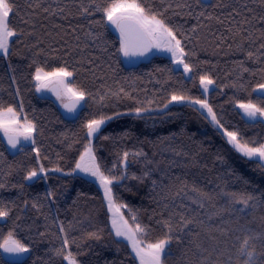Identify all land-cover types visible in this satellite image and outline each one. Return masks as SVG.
<instances>
[{"label":"trees","instance_id":"16d2710c","mask_svg":"<svg viewBox=\"0 0 264 264\" xmlns=\"http://www.w3.org/2000/svg\"><path fill=\"white\" fill-rule=\"evenodd\" d=\"M109 2L13 0L9 26L18 35L8 55L0 54V109L13 107L36 127L35 143L23 142L16 155L0 129V206L9 210L0 218V244L11 232L31 255L9 263L0 248V264H67L55 255L65 238V253L78 264H139L129 242L115 236L101 184L76 172L89 144L105 175L126 171L127 179L111 185L113 199L130 225L135 215L147 229L145 242L164 236V221L174 228L181 216L194 221L173 232L165 264H243L242 242L255 236L261 239H250L248 250L264 264V162L236 152L197 105L169 103L173 93L207 99L228 130L239 131L250 146L264 143V120L248 123L237 107H264V96L253 92L264 84V0H142L179 29L177 38L192 53L185 57L194 65L189 79L165 54L126 68L119 31L97 11ZM58 67L72 71L68 83L86 93L74 120L62 116L57 98L37 91L36 69ZM204 74L215 81L208 94L199 84ZM101 117L111 119L89 137L87 123ZM124 152L143 155L124 162ZM41 165L46 173L25 179ZM228 193L252 194L256 207L241 211Z\"/></svg>","mask_w":264,"mask_h":264},{"label":"snow or ice","instance_id":"6c2138e0","mask_svg":"<svg viewBox=\"0 0 264 264\" xmlns=\"http://www.w3.org/2000/svg\"><path fill=\"white\" fill-rule=\"evenodd\" d=\"M94 2V0H93ZM163 2V0H162ZM199 3V0H197ZM171 7V5H169ZM15 5L13 0H0V54L7 56L9 53V46L11 38L17 36L18 33L9 26L10 14H14ZM47 11V9H45ZM85 12L88 9H84ZM97 11H101L106 17L107 21L113 25L120 34V51L124 56L143 55L145 52L155 47L163 51L171 53L173 62L176 65H182L184 73H190L193 71L194 65L186 62L185 57L192 55V53L185 51V46L182 44V40L177 38L179 29H174L169 26L164 19L163 12H154L150 7H146L142 0H110L106 7H97ZM167 11V8L164 9ZM191 15V13H189ZM203 15V13H200ZM28 21L26 20L25 23ZM195 31V28L193 29ZM20 34H23L22 32ZM182 36L183 33H180ZM187 39V37H185ZM261 47H264L262 45ZM248 56L251 57L252 53L249 52ZM247 71V69H245ZM73 76V72L69 71L67 67H58L51 72H45L42 68L36 69L34 79L37 81V91L42 88L52 87V90L56 93L57 98L61 99L67 97L70 103H64V107L72 112L75 110L76 104L85 98L86 93L72 85L67 81L68 78ZM215 81L207 74L199 76V84L206 94L209 91V86L213 85ZM257 88L264 90V84L257 85ZM264 95V92H262ZM103 99V97L101 98ZM171 102L184 103L188 102L192 105H199L200 109L206 110L208 116L211 118V123L216 127L217 131L226 138L227 143L230 144L236 152L242 154L249 159L256 157L259 161H264V143L259 146H250L248 141L241 138V133L236 130H228L221 119L217 117L213 108L209 104L207 99H193L190 96L184 94L173 93L171 96ZM167 104L164 105L167 108ZM237 107L242 110L245 117L249 121H256L258 117H264V107H260L252 102H240ZM136 114L139 115L143 109L137 108ZM106 119L111 117H101L100 119H92L87 125V135L89 137L97 133L101 126L105 123ZM35 124H33L26 117L23 123L20 122L19 114L13 107L6 109H0V128L3 129L5 136L8 139V144L12 148H16L20 142V138L24 140H32V133L35 130ZM37 156H39V149H35ZM129 155L140 156L142 152L137 153H123V161L127 162ZM179 155V153H177ZM115 167V166H114ZM264 167V165H262ZM76 168L81 172L89 174L97 178L104 189V197L108 202L109 211L112 212L115 209L112 218V227L115 230L116 237H123L129 242L132 248V252L139 260V264H165L166 250L170 246L173 240V232L175 230H183L188 227L189 224L194 223L193 220L187 219L181 216L180 224L175 228L171 221H164L167 231L162 238L157 240L145 242L141 237L147 236V229L142 227L140 223L136 222L135 215L131 217L135 223V228L131 227L127 220L123 218V214L119 213V207L115 205L113 199V192L111 185L114 182L127 179L126 171L117 175H105L101 171L100 166L96 163V158L93 153L91 144L87 145L85 152L81 154L80 161L77 162ZM53 171H60L59 168L53 169ZM40 173H46V169L41 165L39 171L32 169L25 177L26 180H32L37 178ZM147 175V173H145ZM133 179H141L140 177L133 176ZM155 183V181L153 182ZM4 185L0 183V188ZM178 194V193H177ZM51 195V193L49 194ZM234 203L241 204L244 209L250 207H256V201L258 198L252 194H227ZM202 206V205H201ZM36 207V205H33ZM126 207V206H124ZM9 210L6 207L0 206V218L7 217ZM61 227V231H63ZM222 233L226 232V229L221 228ZM89 238L100 239L97 233H89ZM175 239L179 242V236ZM250 239H261L260 236L246 237L240 248V255L246 257L243 264H258L255 258V250H248ZM67 238L63 241V246L55 251V255L62 256L67 264H78L75 256L69 251L65 253V249L68 247ZM199 247V245H197ZM0 248H3L5 253L22 254L28 253L30 249L18 239L13 238V234L10 232L8 239H5L3 244H0ZM230 259V258H229Z\"/></svg>","mask_w":264,"mask_h":264},{"label":"water","instance_id":"95a60500","mask_svg":"<svg viewBox=\"0 0 264 264\" xmlns=\"http://www.w3.org/2000/svg\"><path fill=\"white\" fill-rule=\"evenodd\" d=\"M205 2H209L210 0H203ZM154 47L151 48L150 50H148L147 52H145L143 55H134V56H124V66L126 68H134V67H138L140 65V63L142 62V60L146 57V55H148L149 53H151L153 51ZM173 67L176 71H179L181 68V65H176L175 63H173ZM185 77L186 79H189L191 77L190 73H185ZM52 87L54 86H50L49 87V92L53 95H56V93L52 90ZM253 92L257 95H262V92H264V90H260L257 87L254 88ZM64 103H70V101L67 99L65 100L59 110L60 113L62 114V116L67 119V120H74L76 118H78V116L80 115L81 111L84 108V99L81 100L78 104H76L75 110L72 112H69L65 107H64ZM241 116L243 118V120H245L248 123H257L259 121V117L256 121H249L247 117L244 116L242 110H241ZM3 140L5 143V146L8 150V152L11 155H16L18 150H19V146L22 142L26 141L23 139V137L20 138V142L17 145L16 148H12L9 144H8V139L5 136V134L3 133ZM27 142H31V140L27 141ZM31 255V251H29L28 253H22V254H11V253H5L3 248H1V256L4 260H6L9 263H23L24 261H26Z\"/></svg>","mask_w":264,"mask_h":264},{"label":"rangeland","instance_id":"374dc122","mask_svg":"<svg viewBox=\"0 0 264 264\" xmlns=\"http://www.w3.org/2000/svg\"><path fill=\"white\" fill-rule=\"evenodd\" d=\"M113 26V25H112ZM114 27V26H113ZM114 29H116L115 27H114ZM117 30V29H116ZM118 31V30H117ZM13 38V37H12ZM11 38V39H12ZM10 47V46H9ZM154 53H159V54H165V55H168L171 59H172V57H171V53H169V52H167V51H163V50H161V49H158V48H155L154 47V49H153V51H152V53L151 54H149L147 57H150L152 54H154ZM173 61V60H172ZM181 70H183V66H181ZM46 72V71H45ZM184 72V71H183ZM68 82V81H67ZM214 86L213 85H210L209 86V91L213 88ZM203 90V89H202ZM46 91V88H42L41 90H39L38 92L40 93V94H42V93H44ZM209 91L206 93V94H208L209 93ZM66 99H68L67 97H64L63 98V101L64 100H66ZM57 100H58V102L61 104L62 103V101H61V99H58L57 98ZM171 103H177V102H171ZM198 107H200L199 105H197ZM205 112H206V110H204ZM207 113V112H206ZM19 119H20V122L21 123H23V119H21V117H20V115H19ZM260 119L261 120H264V117H260ZM2 131H3V129L2 128H0ZM4 132V131H3ZM34 132V131H33ZM94 136H95V133L93 134V136H91V138H94ZM85 152V151H84ZM80 161V160H79ZM78 161V162H79ZM264 162V161H263ZM76 172H80L81 174H84L85 176H87V177H89V178H91V179H94L95 181H97L98 183H100L99 182V180L97 179V178H95V177H93V176H91V175H89V174H86V173H84V172H81L79 169H77L76 170ZM40 174H44V173H40ZM39 174V175H40ZM35 178H33L32 180H34ZM31 180V181H32ZM104 190V189H103ZM115 202V201H114ZM108 203V202H107ZM115 205H117V206H120L119 207V213H122V206L120 205V204H118V203H116L115 202ZM114 212H115V209H113V211L111 212V223H112V218H113V214H114ZM123 218L125 219V217H124V215H123ZM126 220V219H125ZM130 225V224H129ZM131 227H133V228H135V226H133V225H130ZM120 238H122V239H124L123 237H120ZM67 263V262H66Z\"/></svg>","mask_w":264,"mask_h":264},{"label":"flooded vegetation","instance_id":"af4514ba","mask_svg":"<svg viewBox=\"0 0 264 264\" xmlns=\"http://www.w3.org/2000/svg\"><path fill=\"white\" fill-rule=\"evenodd\" d=\"M181 69V68H180ZM50 87V86H49ZM49 87L48 88H46V91H45V93H47V94H49V95H51V96H53V97H55V98H57V95H53V94H51L50 92H49ZM67 100V99H66ZM25 142V141H24ZM23 143V142H22ZM21 143V144H22Z\"/></svg>","mask_w":264,"mask_h":264}]
</instances>
